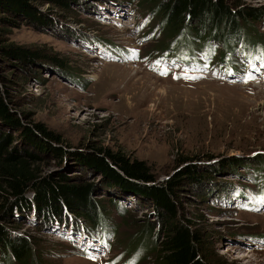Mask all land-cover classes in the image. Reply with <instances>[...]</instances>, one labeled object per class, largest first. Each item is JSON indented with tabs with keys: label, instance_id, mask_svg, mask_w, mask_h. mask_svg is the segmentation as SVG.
Segmentation results:
<instances>
[{
	"label": "rangeland",
	"instance_id": "1",
	"mask_svg": "<svg viewBox=\"0 0 264 264\" xmlns=\"http://www.w3.org/2000/svg\"><path fill=\"white\" fill-rule=\"evenodd\" d=\"M228 1L257 12L249 25L264 33V0ZM33 6L42 17L0 4V98L20 121L0 119V134L13 136L8 149L34 151L42 174L91 183L100 213L89 232L81 223L74 228L67 208L61 220L33 208L14 215L9 230L33 241L39 264H156L139 234L149 221L155 231L149 235L159 241L165 226L159 207L141 194H118L100 171L75 159L78 151L143 160L154 182L194 162L205 173L198 182L187 178L174 195L178 218L201 230L209 264H264V170L253 167L264 159V67L256 64L261 74L237 69L254 55L243 51L237 64H219V45L212 54L207 44L177 45L181 27L167 37L162 4L154 10L143 0H36ZM2 46L28 56L4 54ZM37 124L56 134L52 144L61 146V156L24 139V126L45 139ZM0 264H7L2 256Z\"/></svg>",
	"mask_w": 264,
	"mask_h": 264
},
{
	"label": "trees",
	"instance_id": "2",
	"mask_svg": "<svg viewBox=\"0 0 264 264\" xmlns=\"http://www.w3.org/2000/svg\"><path fill=\"white\" fill-rule=\"evenodd\" d=\"M55 1L64 5H68L69 2ZM143 1L153 4L154 10L159 6L161 8L162 4L161 18L167 29V37H172L181 27L174 39L177 45L181 39L190 44H207L210 54L219 45L218 50L221 52L217 60L219 64L225 62L237 64L235 58H239L244 51L243 57L248 58L252 54L254 61L264 65V33L249 25L250 18L256 17L257 12L232 5V1L228 0ZM34 2L36 0H0L3 8L11 11L19 9L40 18V12L33 6ZM191 19L197 20L195 25L189 21ZM1 48L4 54L12 53L21 58L28 56L24 52L18 53L14 46ZM237 50L240 52L237 53ZM0 119L12 126L20 124L19 119L9 112L1 98ZM35 126L45 139L33 133L29 126L22 129L24 139L36 150L49 149L55 156H61V146L52 144L53 140H58L56 134L45 130L39 124ZM10 138L13 141V136L11 137L9 133L0 134V259L2 256L7 264H39L33 241L27 235L9 230L8 224L14 215L28 213L33 208L47 218L61 220L65 211L63 208H67L73 214L74 228L81 223L82 227L88 230L89 226L96 227L99 224L100 213L94 208L91 200L93 190L91 183L74 181L64 173H57L56 176L53 173L42 174L35 165L39 156L30 149H8L12 142ZM73 155L91 169L100 171L107 184L117 186L118 194H141L159 207V214L165 220L159 241L149 235L151 232L155 234L149 221L142 226L143 231L141 235L139 234L143 242L145 241L154 252V263L209 264L201 230L192 228L178 218L177 198L174 195L175 189L187 178L198 182L205 173L198 170L194 162L187 161L169 177L154 182V175L143 160L130 161L119 152L109 151L105 153L109 161L99 153L85 154L78 151L73 152ZM255 162L259 163V160ZM262 162L261 165L254 163L253 167L262 172L264 159ZM101 214L103 217V213ZM145 235L148 236L147 241ZM130 245L132 244L128 243V247Z\"/></svg>",
	"mask_w": 264,
	"mask_h": 264
},
{
	"label": "snow or ice",
	"instance_id": "3",
	"mask_svg": "<svg viewBox=\"0 0 264 264\" xmlns=\"http://www.w3.org/2000/svg\"><path fill=\"white\" fill-rule=\"evenodd\" d=\"M157 63H159V61H157ZM176 78H179V77H176ZM185 78L195 79L197 77H189V76L185 75ZM249 78H251V77H249ZM259 199L261 200V202H264V196L259 197Z\"/></svg>",
	"mask_w": 264,
	"mask_h": 264
}]
</instances>
